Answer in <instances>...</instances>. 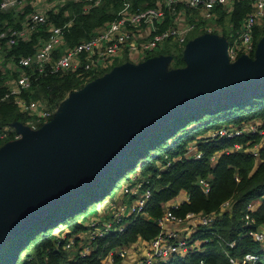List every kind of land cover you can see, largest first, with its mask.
I'll use <instances>...</instances> for the list:
<instances>
[{"label": "trees", "instance_id": "obj_1", "mask_svg": "<svg viewBox=\"0 0 264 264\" xmlns=\"http://www.w3.org/2000/svg\"><path fill=\"white\" fill-rule=\"evenodd\" d=\"M2 2L0 0V6ZM88 2L67 0L58 8L48 9L45 12L47 21L33 29L27 39H20L18 43L5 47L8 60L14 61L17 66L12 73L0 68V133H7L5 138H0V147L15 138V122L28 123L32 119L31 115L20 109L14 97L8 95V80L22 72L19 57L35 53L48 39L51 26L66 24L65 42L53 53L54 57H58L67 48L90 38L99 28L117 19L125 2L130 3L132 12L157 5V0H102L85 11ZM253 5V0H236L231 10L224 5L213 9L215 20L222 26V35L229 44L238 36ZM32 8L26 6L22 12L19 6L1 10L0 26L23 27L28 15L33 12ZM188 20L194 22L191 15ZM174 21L175 15L167 13L161 28L173 25ZM202 33H193L188 41ZM263 36L264 21L254 27L255 48ZM254 51L251 52L252 56ZM161 54L172 56L170 69L187 65L183 45L167 43L165 48L148 54L147 58ZM125 61L121 60L118 64ZM25 70L32 75V87L26 96L45 100L51 110L58 108L71 91L84 87L82 69L47 73L32 66ZM107 71L109 69L95 73L92 78ZM252 120H261L260 127H264V93L242 101L216 102L173 117L140 141L94 185L8 240L0 249V264H61L67 260L71 252L64 247L66 241L88 230L89 221L101 212L107 217L111 216L106 204L92 214L90 208L98 200L113 199L114 188L123 177L131 180L130 183L144 180L145 186L151 188L152 195L144 210L146 214L130 217L123 231H111L104 237L94 239L92 251L84 258L78 255L80 246L77 245L75 257L69 264H102L101 258L114 247L129 245L139 237L153 239L161 231L159 219L164 215L165 202L183 190L188 193V200L171 207L176 215L185 217L190 212H214L216 218L211 224L200 225L194 232L193 238L204 240L200 250L185 255L174 254L155 264H198L201 259L207 264H231L230 257L240 259L248 252L264 253L263 243L248 234L250 228L264 225V141L257 149L254 148L264 135L244 132L234 137L209 136L212 129L226 125L237 127ZM191 142H196L202 151L200 158L186 155ZM236 143H241L243 147L230 150ZM216 153H219L217 160L212 162L211 157ZM200 177L210 179L208 192L198 183ZM227 201L230 205L222 210ZM253 201H259L256 209L248 210V204ZM247 213L255 218L254 224H247ZM232 242L234 245H231Z\"/></svg>", "mask_w": 264, "mask_h": 264}, {"label": "water", "instance_id": "obj_2", "mask_svg": "<svg viewBox=\"0 0 264 264\" xmlns=\"http://www.w3.org/2000/svg\"><path fill=\"white\" fill-rule=\"evenodd\" d=\"M185 67L171 55L124 62L71 92L50 122L0 147V249L30 224L81 194L173 117L264 93V36L255 56L229 61L228 40H189Z\"/></svg>", "mask_w": 264, "mask_h": 264}, {"label": "built area", "instance_id": "obj_3", "mask_svg": "<svg viewBox=\"0 0 264 264\" xmlns=\"http://www.w3.org/2000/svg\"><path fill=\"white\" fill-rule=\"evenodd\" d=\"M22 0H3L0 11L10 9L17 6ZM79 1V0H75ZM102 0H89L85 5L84 10L88 11L93 6L101 3ZM236 0H157L156 6L147 7L135 12L130 11V3L125 2L121 15L99 28L93 36L81 41L80 43L67 48L63 54L54 57V51L65 42L64 25H53L50 27V34L35 53L30 55H21L19 57V66L22 72L15 80L17 88L10 89L8 95L14 97L15 102L20 109L32 116L28 121L32 129H38L44 121H46L51 112L41 100L33 99L26 96L32 87V75L25 68L36 66L40 72L59 73L61 71L79 70L91 72L98 68L111 66L114 57L119 55L126 47L130 51H138L143 54H148L158 50L167 43L183 45L188 36L195 30L196 23H188L185 25H170L161 28V23L167 13L176 14L181 10V7L199 10L204 19L214 17V8L218 5H228ZM254 8L245 18L238 36L234 42L228 46V54L231 58H236L243 52H250L253 47L254 27L264 20V0H253ZM47 16L41 11L35 10L28 15L26 24L21 27H5L0 26V57L3 55L6 46H12L20 39H27L29 32H32L38 25L45 23ZM148 26L150 31L148 37L143 36V27ZM141 38V41H138ZM261 122L249 121L237 127L221 126L217 129H212L209 136H229L243 134L244 132H260L264 135V127H260ZM7 128L5 129V131ZM6 132L0 133V138H5ZM20 133L16 132L15 138H18ZM262 141L255 145L257 149ZM243 145L236 143L230 150L241 149ZM191 150V149H190ZM202 151L193 152L192 156L200 158ZM187 155V154H186ZM219 153L211 157V161L217 160ZM168 165L170 162L168 161ZM166 164V165H167ZM198 183L205 192L211 188V181L208 178L200 177ZM152 195V190L149 186H145L144 180H136L134 183L125 184L120 193V200H113L109 204L110 217L107 218H92L88 225L89 229L71 236L65 243L64 247L72 252L77 250L79 245L78 255L82 258L86 257L93 249L92 241L99 237H104L111 231H123L127 228L130 217H137L145 214V207ZM230 202L223 204L222 210H226ZM248 210H253V202L247 206ZM216 214L209 213H188L185 217L176 215L171 208L164 212V215L159 219L161 231L153 239L149 240L147 249L142 257L136 258L133 261H126L127 254L124 249H119L120 246L114 247L106 255L101 258L102 264H155L161 260H165L174 254L187 253L198 250V247L204 243V240L193 238V234L200 225H208L213 223ZM247 224H254L255 218L247 213ZM168 222L177 223L183 226L169 228ZM186 226V227H184ZM189 227H192L191 230ZM186 230V233H182ZM248 234L263 243L264 245V225H257L249 229ZM234 245V242L231 243ZM115 253H118L121 261H116ZM75 255H69L67 260L61 264H69ZM231 264H264V253L248 252L242 258L230 257ZM198 264H207L204 259H201Z\"/></svg>", "mask_w": 264, "mask_h": 264}, {"label": "rangeland", "instance_id": "obj_4", "mask_svg": "<svg viewBox=\"0 0 264 264\" xmlns=\"http://www.w3.org/2000/svg\"><path fill=\"white\" fill-rule=\"evenodd\" d=\"M67 2V0H22L20 3H18V5L17 6H19V11L20 12H22L23 10H25V7L26 6H32L33 8H32V10L33 11H35V8H36V10H38V11H41L43 14H45V12L48 10V9H50V8H58V7H60V6H62L63 4H65ZM14 7H16V6H14ZM35 7V8H34ZM11 8H13V7H11ZM192 10V9H191ZM185 14H187V15H191L193 18H194V22L196 23V28H195V30H194V32L193 33H198V32H205V33H213V34H216V35H218V36H220V37H223V38H225V36H223L222 35V26L215 20V18L216 17H211V18H209V19H204L203 18V15H202V13L199 11V10H197L196 12H185ZM188 23H193V22H190L188 19H187V21L186 22H184V23H178V24H182V25H185V24H188ZM177 23H175V24H173V25H178ZM260 24V23H259ZM192 33V34H193ZM30 34H31V32H29V36H30ZM192 34H190L189 36H188V38L192 35ZM188 38H187V41H188ZM263 38V37H262ZM261 38V39H262ZM227 39V38H226ZM260 39V40H261ZM228 40V39H227ZM259 40V41H260ZM259 43V42H258ZM228 46H229V42H228ZM257 48V47H256ZM256 48L255 47H253V49L252 50H255L254 52L256 53ZM252 50L250 51V52H248V53H246V52H243V53H241L240 55H238L236 58H231L230 56H229V54H228V56H229V61L230 62H235L238 58H240L242 55H244V54H247V55H249V56H252L251 55V52H252ZM254 56H255V54H254ZM254 56H252V57H254ZM132 60H134V61H136V62H138V61H140V56H138V55H133L132 56ZM16 63L14 62V61H12V60H8V58H7V56H6V50H4V52H3V55L0 57V68H2L3 69V71L4 72H13V71H15L16 70ZM19 67V66H18ZM169 68V67H168ZM109 69V66L108 67H104V68H98V69H96L95 71H91V72H86V71H83L82 72V75H83V78H84V80H85V83H84V87L82 88V89H84L87 85H89L91 82H93V80H95L96 78H98V77H102L103 75H105L106 74V72L104 73V74H102L101 76H98V77H96V78H92L93 77V74H97V73H99V72H101V71H103V70H108ZM170 69V68H169ZM18 77V75L17 76H14V77H12V78H10L9 80H8V86H9V88L10 89H14V88H17L16 86H15V80H16V78ZM82 89H79V90H82ZM75 91V90H74ZM71 92H73V91H71ZM71 92L67 95V97L61 102V104L58 106V108H56L55 110H51L49 107H48V105H46V101L45 100H42V99H40L42 102H43V104H45L46 105V107L48 108V110L51 112V115H50V117L46 120V121H44L43 123H42V125H44L45 123H48V122H50L56 115H58L59 113H60V111L62 110V107H63V104H64V102H65V100L67 99V98H69L70 97V95H71ZM252 121H257V122H259V121H261V120H252ZM249 122V121H248ZM248 122H246V123H248ZM22 123V122H21ZM25 126H28L29 128H31L30 126H29V124L28 123H23ZM243 124H245V123H243ZM41 125V126H42ZM40 126V127H41ZM230 127H234V126H230ZM13 128L16 130V132H17V128H16V126H14L13 125ZM32 129V128H31ZM210 132V131H209ZM22 136V134L20 133V136L18 137V138H20ZM18 138H14V139H12V140H10V141H13V140H16V139H18ZM190 144V143H189ZM190 146H193V147H195L194 145H190ZM189 151H191L190 149H189ZM193 152H195V150L193 151ZM130 181L131 180H129L128 178H126V177H123V178H121V179H119L118 180V182H117V184H116V186H115V188H114V193H113V195L114 196H117L116 197V200L118 201V200H120V198H121V196H120V194H119V192H120V190H122V188H123V186L125 185V184H128V183H130ZM184 191V190H183ZM108 198H105V199H101V200H98L97 202H95L94 204H93V206H91V208H90V210H92L91 211V214L92 213H94L97 209H101L102 208V206H104L108 201ZM187 231L186 230H183L182 231V233H186ZM72 253V252H71Z\"/></svg>", "mask_w": 264, "mask_h": 264}, {"label": "crops", "instance_id": "obj_5", "mask_svg": "<svg viewBox=\"0 0 264 264\" xmlns=\"http://www.w3.org/2000/svg\"><path fill=\"white\" fill-rule=\"evenodd\" d=\"M233 5H234V2H233V3H230V4H228V5H224V7H225L227 10H231V9L233 8ZM35 9H36V8H35ZM188 9H189L191 12H196V11H197L196 9H194V10L192 9V10H191L190 8H187V7H181V10H180L178 13L174 14V15H175V21H174V24H175V23H177V24H178V23H184V22L187 21L189 15L185 14V12L187 11V12L189 13L190 11H188ZM214 17H216V15H214ZM263 21H264V20H263ZM263 21H262V22H263ZM262 22H261V23H262ZM193 23H195V22H193ZM149 31H150V28H149L148 26H144V27H143V36H144V37H148V33H149ZM195 31H196V30H195ZM193 32H194V31H193ZM193 32H192V33H193ZM192 33H191V34H192ZM204 33H205V32H204ZM204 33H202V34H204ZM199 35H201V34H199ZM199 35L195 36L194 38L198 37ZM194 38H192V39H194ZM225 38H226V37H225ZM137 39H139L138 41H141V40H140L141 38H137ZM192 39H190V40H192ZM186 43H187V41L183 44L184 49H185ZM166 45H167V44L163 45V46H162L161 48H159L158 50H161V49L165 48ZM181 46H182V45H181ZM158 50H155V51L150 52V53H148V54H152V53H154V52H156V51H158ZM148 54H143L142 52H138V51H134V52H132V51L129 50V48L126 47V48H125V49H124L119 55H116V56L114 57V61H113V63L111 64V66H109V71H111L115 66L122 64V63L118 64V62H120L121 60H126L125 62L130 61V62H133V63H139V62H142V61L146 60ZM133 55H138V56H140V61L136 62V61L132 60V56H133ZM161 55H162V54H161ZM164 55H169V54H164ZM156 56H158V55H156ZM127 59H128V60H127ZM123 63H124V62H123ZM109 71H107V72H109ZM107 72H106V73H107ZM190 145H194L195 147L190 146ZM189 149H191V151H189ZM198 149H199V148H198L197 143H196V142H191V143L188 145V151L186 152L187 156H192V155H193V151H194V150L197 151ZM120 193H121V190H120L119 194H120ZM116 197H117V196H115L113 199L109 200V201L106 203V206L109 207L110 202L113 201V200H116ZM186 200H188V193H187L185 190H184V191H181L176 197H174V198H172L171 200L165 202V204H164L165 211H166L167 209L173 207V206H178V205H180L183 201H186ZM258 203H259V201H253V205H254V209H253V210L256 209ZM145 214H146V213H145ZM143 215H144V213H143ZM97 217H98V218H101V217H102V218H107V216H105V214H103V212H101L99 215L95 216V218H97ZM93 218H94V217H93ZM167 226H168L169 228L179 227V228H181V229H182V227H183V226H180V225H178L177 223H174V222H168V223H167ZM184 227H186V226H184ZM189 229L191 230L192 227H189ZM192 231H193V230H191L190 232L192 233ZM148 243H149V240L144 239V238H142V237H139L138 240H136L135 242H133V243H131V244H129V245H123V246H120L119 249H124V251L126 252V254H127L126 261H133L134 259L143 256V254L145 253V251H146V249H147V246H148L147 244H148ZM201 247H202V245H200V247H198V250H200ZM187 253H188V252H187ZM187 253L183 252V253H180V254H181V255H185V254H187ZM71 255H75V250L72 251ZM115 255H117V256H116V261H121L120 256H118L119 254H118V253H115Z\"/></svg>", "mask_w": 264, "mask_h": 264}]
</instances>
